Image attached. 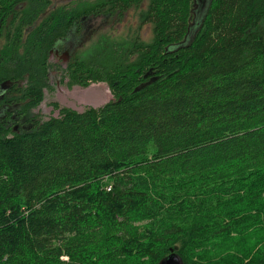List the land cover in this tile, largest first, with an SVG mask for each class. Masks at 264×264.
<instances>
[{"label":"trees","instance_id":"16d2710c","mask_svg":"<svg viewBox=\"0 0 264 264\" xmlns=\"http://www.w3.org/2000/svg\"><path fill=\"white\" fill-rule=\"evenodd\" d=\"M51 4L0 0V84L29 72L33 106L61 36L144 7L66 69L109 102L0 130V264H264V0Z\"/></svg>","mask_w":264,"mask_h":264},{"label":"flooded vegetation","instance_id":"af4514ba","mask_svg":"<svg viewBox=\"0 0 264 264\" xmlns=\"http://www.w3.org/2000/svg\"><path fill=\"white\" fill-rule=\"evenodd\" d=\"M69 3L71 2H66L65 4ZM41 19L42 18L38 21L40 22ZM81 31L77 27H74L67 35L61 36L49 50V55L47 57L49 69L46 75L49 86L47 85L42 88L44 98L46 93L53 89L51 80L53 68V73L59 72L66 76V69L76 54L71 48L78 42V38H73V36ZM29 36V33L24 35V42L29 39ZM30 78L31 75L29 72H21L15 76V78L5 80L0 84V130L2 132H7L8 137H12L14 134H19L22 131L31 130L37 122L42 123L49 119H42L40 116L41 114L39 115L38 113V111L43 108L42 102L38 106H33L36 100L35 93L25 90L29 86ZM66 78L69 82V78L67 76ZM59 84L60 81H57L58 86ZM75 90L79 89H74L72 93ZM62 91L65 94L63 97H67L71 94L68 89H63ZM71 96L74 98L77 97L72 94ZM52 108H54V106ZM61 109L60 107V109L57 110Z\"/></svg>","mask_w":264,"mask_h":264},{"label":"rangeland","instance_id":"374dc122","mask_svg":"<svg viewBox=\"0 0 264 264\" xmlns=\"http://www.w3.org/2000/svg\"><path fill=\"white\" fill-rule=\"evenodd\" d=\"M52 4L51 7L48 9L47 12L51 11L53 8H56L57 6L63 5L66 2H74L76 0H51ZM209 0H205V3L202 5H196L193 12V20L192 24L193 26L198 21L196 17V10H201V8L206 7V3L208 4ZM144 7V4L140 7L132 8L128 12H126L121 20H118L117 18H111L109 16L107 17H95L88 19L84 22L83 28L80 30V33H76V35L73 36L78 38V42L71 48V50L74 53L82 54L89 46L90 44L96 40L101 34L103 33H112L115 35H123L126 34L131 28H136L139 24V11L141 8ZM46 12V13H47ZM83 25V24H82ZM82 34V35H81ZM141 36L144 40H151L152 38V27L149 24H146L143 26L141 30ZM54 68L52 70V85L53 89L50 90L48 93H46L45 98L42 101L43 108L38 111L39 115L42 119H47L52 116H57L59 113L58 110L55 108H52L53 102H56L59 104L61 108H71L74 110H85L87 108L91 107H99L107 102H109L112 99L111 92L109 90L108 85L105 82L100 83H92L88 87H82L79 85H74L72 87L68 86V80L64 74H60L59 72L53 73ZM63 76V77H62ZM57 81H60L59 86L57 85ZM94 85H104L105 87L100 86L98 89L97 97L95 100L89 101L86 99H83L82 96L78 97H72L71 94L69 96H64L63 89H68L71 93L74 89L79 90H89ZM79 87V88H77ZM77 98V99H76ZM79 99V100H78Z\"/></svg>","mask_w":264,"mask_h":264},{"label":"bare ground","instance_id":"6f19581e","mask_svg":"<svg viewBox=\"0 0 264 264\" xmlns=\"http://www.w3.org/2000/svg\"><path fill=\"white\" fill-rule=\"evenodd\" d=\"M102 86V87H105L104 85H94L91 89L89 90H75L73 93H71L72 95L74 96H82L83 99H86V100H89V101H92V100H95L96 97H97V93L99 91V87ZM89 88V87H88Z\"/></svg>","mask_w":264,"mask_h":264},{"label":"water","instance_id":"95a60500","mask_svg":"<svg viewBox=\"0 0 264 264\" xmlns=\"http://www.w3.org/2000/svg\"><path fill=\"white\" fill-rule=\"evenodd\" d=\"M203 3H205V0H197V4L202 5ZM206 7H207V3H206ZM206 7L201 8V10H197V12H196V15L198 16L197 19L201 16V14L204 12V10L206 9ZM197 22H198V21H197ZM104 105H105V104H104ZM104 105H102V106H104ZM99 107H101V106H99ZM95 108H97V107H95ZM78 111L83 112L84 110H78ZM57 112L60 113V110H58ZM174 258H175V257H170V258H168L167 263H168V264H172V263L174 262V260H175ZM176 258H177V257H176Z\"/></svg>","mask_w":264,"mask_h":264}]
</instances>
